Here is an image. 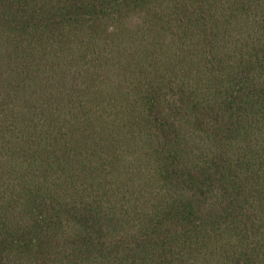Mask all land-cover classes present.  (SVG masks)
I'll use <instances>...</instances> for the list:
<instances>
[{
  "label": "trees",
  "instance_id": "trees-1",
  "mask_svg": "<svg viewBox=\"0 0 264 264\" xmlns=\"http://www.w3.org/2000/svg\"><path fill=\"white\" fill-rule=\"evenodd\" d=\"M0 264H264V0H0Z\"/></svg>",
  "mask_w": 264,
  "mask_h": 264
}]
</instances>
